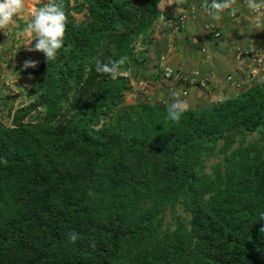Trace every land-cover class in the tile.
<instances>
[{
    "label": "trees",
    "instance_id": "16d2710c",
    "mask_svg": "<svg viewBox=\"0 0 264 264\" xmlns=\"http://www.w3.org/2000/svg\"><path fill=\"white\" fill-rule=\"evenodd\" d=\"M159 2L51 1L63 47L0 120V264H264V80L178 121L124 101ZM121 57L125 75L95 71Z\"/></svg>",
    "mask_w": 264,
    "mask_h": 264
},
{
    "label": "crops",
    "instance_id": "0c3cea01",
    "mask_svg": "<svg viewBox=\"0 0 264 264\" xmlns=\"http://www.w3.org/2000/svg\"><path fill=\"white\" fill-rule=\"evenodd\" d=\"M175 2L168 0L167 17L157 22L151 35L155 101L168 106L171 93L179 91L189 108H207L264 80V63L256 66L252 61L253 56L264 58V8L253 13L246 0H235L234 16L225 10L220 20H213L202 7L204 0H185L177 12ZM181 13L182 24L177 20ZM163 72L170 76L164 79Z\"/></svg>",
    "mask_w": 264,
    "mask_h": 264
},
{
    "label": "rangeland",
    "instance_id": "374dc122",
    "mask_svg": "<svg viewBox=\"0 0 264 264\" xmlns=\"http://www.w3.org/2000/svg\"><path fill=\"white\" fill-rule=\"evenodd\" d=\"M51 1L52 0H25L24 9L13 17L12 22L6 26L4 31L0 30V42L4 44V47L0 48V120L6 125L9 124L12 111L29 102L27 94L35 87V77L31 73L33 68L28 67L25 69L23 67L24 62L26 60H35L39 62L43 54V52L40 51L28 50V46L25 44L31 43L35 34L33 33L32 37H29L24 29L32 19V12L38 9L40 4L44 6ZM163 2H165L166 5H164ZM168 6V0H160L158 4V8L160 9L159 12H162L158 18V22L160 20L161 24L164 17H167L165 10ZM174 14L176 15L177 13ZM73 18L75 22H77L82 18V14H73ZM32 43L34 45L35 41ZM139 48L138 45L135 46L136 50ZM148 54L149 59H147ZM144 64L145 71L139 73L134 79L130 78V87L128 91L124 93V101L126 103L138 101L154 102V104H160L162 101L164 103L163 100L155 101L152 98V92L155 90V83L152 82L153 75L151 73L152 71H150V43L147 46ZM165 72L162 73V77L167 79L164 77ZM254 137H256V135L251 134L246 136L245 140ZM219 158L220 156L208 158L205 162V171L209 172L211 165ZM176 215L184 216L185 214L180 207H177L175 213H166L164 221L166 223H173L174 216Z\"/></svg>",
    "mask_w": 264,
    "mask_h": 264
},
{
    "label": "clouds",
    "instance_id": "9594fccd",
    "mask_svg": "<svg viewBox=\"0 0 264 264\" xmlns=\"http://www.w3.org/2000/svg\"><path fill=\"white\" fill-rule=\"evenodd\" d=\"M183 3H185V0H176L174 3L178 6L176 12L180 10V5ZM234 3L235 0H211L209 4L208 0H204L202 7L213 20H220L225 10H229L230 15L234 16L236 14L237 9L232 7ZM246 4L253 13L259 12L264 8V0H246ZM24 6L25 0H0V30L4 31L6 26L12 22L13 17L24 9ZM66 20L67 16L61 4L50 2L34 10L31 21L24 29L29 37H32L33 33L35 34L31 43L25 44L28 46V50L43 52L48 63L54 60L57 51L63 47ZM33 41H35L34 45ZM126 59L127 57H121L111 63H103L97 59L95 61V71L101 74H108L112 79H116L117 76L126 74L121 70V66L125 64ZM37 64L38 61L26 60L23 67L25 69L28 67L35 68ZM171 95L173 99L167 108V119L178 121L182 114L189 109V104L181 98L179 91H173ZM2 162L6 164L7 160ZM260 219H264V213L261 214ZM260 231L264 233V228H261ZM80 238L75 231L69 233V240L72 243H75Z\"/></svg>",
    "mask_w": 264,
    "mask_h": 264
},
{
    "label": "built area",
    "instance_id": "2783aa9c",
    "mask_svg": "<svg viewBox=\"0 0 264 264\" xmlns=\"http://www.w3.org/2000/svg\"><path fill=\"white\" fill-rule=\"evenodd\" d=\"M183 17H184L183 14H181V15L178 17V23H180V24L183 23V21H184V18H183ZM252 61H253V63H254L256 66H259V65H261V64L264 63V58H263L262 56H253V57H252ZM164 77H165V78H168V77H169V73L164 74ZM188 83H189V84H191V83H195V81H194V80H189ZM200 85H204V82H200ZM183 93H184V92H183Z\"/></svg>",
    "mask_w": 264,
    "mask_h": 264
}]
</instances>
